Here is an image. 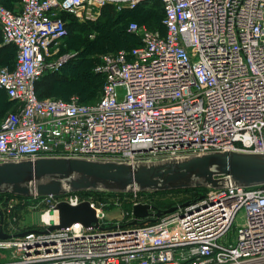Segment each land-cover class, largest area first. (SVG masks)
<instances>
[{
  "label": "built area",
  "instance_id": "obj_1",
  "mask_svg": "<svg viewBox=\"0 0 264 264\" xmlns=\"http://www.w3.org/2000/svg\"><path fill=\"white\" fill-rule=\"evenodd\" d=\"M150 1L161 6L162 29L127 25L137 45L98 57L94 103L37 97L35 83L76 56L59 53L63 16L95 23L107 6L123 12ZM0 33L16 49L13 64L0 66V91L13 104L0 120V159L264 155V0H21L18 11L0 4ZM152 193L1 196L0 230L9 237L0 239V264H264V185L179 194L166 208ZM33 201L44 213L29 229L21 215ZM62 201H88L97 227L43 233L58 224ZM138 205L176 209L131 225ZM113 209L120 219L108 220Z\"/></svg>",
  "mask_w": 264,
  "mask_h": 264
},
{
  "label": "water",
  "instance_id": "obj_2",
  "mask_svg": "<svg viewBox=\"0 0 264 264\" xmlns=\"http://www.w3.org/2000/svg\"><path fill=\"white\" fill-rule=\"evenodd\" d=\"M261 185H264V155L242 152H208L135 160L75 157L0 159V194L23 198L62 197L72 193L217 190ZM175 209L135 206L131 225L143 224L137 220L144 218H148L147 223L153 222ZM55 210L58 224L49 226L43 233L64 229L74 223H80L84 228L97 227L95 211L88 201L77 206L62 201L56 204ZM8 237L0 230V239Z\"/></svg>",
  "mask_w": 264,
  "mask_h": 264
},
{
  "label": "rangeland",
  "instance_id": "obj_3",
  "mask_svg": "<svg viewBox=\"0 0 264 264\" xmlns=\"http://www.w3.org/2000/svg\"><path fill=\"white\" fill-rule=\"evenodd\" d=\"M148 5H150V8H143L127 15L115 13L111 17H105L102 16V13L100 16L101 19L95 25L87 26L81 23L77 25L69 36V39L59 43L58 49L60 54L64 52L76 53L79 55V61L77 60L78 63L73 66L74 68L56 73L59 81L54 86L55 96L63 100L75 97L86 104L94 103L98 99L102 84L99 80H93L91 77V71L96 60L100 55L128 47L132 42L129 40L126 41L122 33L119 36L118 32H121L120 29H124L131 21L138 22L140 26L147 29L159 27L161 9L155 1H150ZM0 46H2L1 34ZM11 61L9 60L7 63ZM0 98V110H2V104H5V99L2 96ZM3 115L4 112L1 111L0 116ZM156 197L159 198V201L161 200L160 205L165 206L176 202L180 195L165 194ZM83 199L97 200V197L86 196ZM32 204H34V201L29 203V208L26 207L23 209L21 226L36 229L41 226V215L44 213V210L40 205L39 207L33 208L31 206ZM106 214L108 220L121 218L120 211L116 209L108 211ZM45 215H43V218ZM240 222V218L237 217L234 227ZM228 237L231 239L234 237L232 230L229 232Z\"/></svg>",
  "mask_w": 264,
  "mask_h": 264
},
{
  "label": "trees",
  "instance_id": "obj_4",
  "mask_svg": "<svg viewBox=\"0 0 264 264\" xmlns=\"http://www.w3.org/2000/svg\"><path fill=\"white\" fill-rule=\"evenodd\" d=\"M15 1H18V0H0V4L2 6H4L5 8L9 9V10H13L12 9V3L15 2ZM155 2H157V4L159 5V8L161 9V6H160L159 2L158 1H155ZM143 8H150V5L144 4L142 6L137 7L134 10L123 11V12H115L112 7L107 6V7H105L103 9L102 16L111 17L112 14H115V13L119 14V15H123V14L127 15L129 13H133L135 11H139V10H141ZM162 17H163V13H162V9H161V19H162ZM63 18L66 21V29H67V36H66L65 40H68L69 36L72 33V31L80 23H77L72 17L67 16V15L63 16ZM99 19H101V18H99ZM99 19L95 23H85V25H87V26L95 25V24H97ZM136 23L138 24V22H136ZM127 25L124 27V29L121 28L120 29L121 32H118V33H119V36L124 34V36H125L124 39H126V41H128V40L132 41L131 44L128 47L120 48V49L114 50L113 52L121 50V49H129L130 47H133V46L137 45L136 38L134 36H132V35L127 33V31H126ZM151 29H162L161 20H160V24H159L158 28H151ZM94 54H96V53H94ZM15 58H16V49L13 46H10V45H2V46H0V66H11L13 64ZM9 60H12V61L7 63V61H9ZM77 60L79 61V55L76 54V56L74 58L70 59L60 71H64V70H67V69H70V68L71 69L74 68L73 66H75L78 63ZM97 61H98V59L96 60L95 64L97 63ZM95 64L93 65V68H94ZM93 68H92V71H91L92 79L93 80H97V81L99 80V82L102 83L103 78L101 76L95 74L93 72ZM58 81H59V77L56 76V73L44 75L39 81H37L35 83V92H36L37 97L40 98V99L51 98V97L58 98V97L55 96V91H54L55 83L58 82ZM1 96H2V98L5 99V104L1 103L2 104V108H1L2 110H0V115H1V111H3L4 115H5L8 111L12 110L13 104H12V102H10L6 98L5 94L0 91V97ZM80 102L84 103L83 101H80ZM84 104H86V103H84ZM3 116H0V120L3 118ZM204 190H205L204 188H197V189H186V190H176V191H166V192H154L152 194H156V195H165V194L178 195V194H180L182 196L189 195V196L196 197L199 192H202ZM77 194L80 195L81 198L86 197V196H93V197H97V199H100L102 196H105V195H107V196L115 195V194H104V193H77ZM4 195H6V196H15V195H11V194H0V197L4 196ZM17 197H19V196H17ZM19 198H23V197H19ZM162 208H166V206H164Z\"/></svg>",
  "mask_w": 264,
  "mask_h": 264
},
{
  "label": "crops",
  "instance_id": "obj_5",
  "mask_svg": "<svg viewBox=\"0 0 264 264\" xmlns=\"http://www.w3.org/2000/svg\"><path fill=\"white\" fill-rule=\"evenodd\" d=\"M21 7V0L15 1L12 3V9L18 11ZM3 45V44H2Z\"/></svg>",
  "mask_w": 264,
  "mask_h": 264
},
{
  "label": "bare ground",
  "instance_id": "obj_6",
  "mask_svg": "<svg viewBox=\"0 0 264 264\" xmlns=\"http://www.w3.org/2000/svg\"><path fill=\"white\" fill-rule=\"evenodd\" d=\"M50 218H51V217H50L48 214H46V215L44 216L43 220H44V221H48Z\"/></svg>",
  "mask_w": 264,
  "mask_h": 264
}]
</instances>
